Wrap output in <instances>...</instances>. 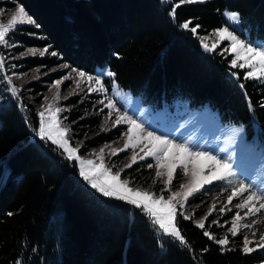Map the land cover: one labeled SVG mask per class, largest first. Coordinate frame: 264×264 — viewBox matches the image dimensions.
<instances>
[{
  "label": "trees",
  "instance_id": "obj_1",
  "mask_svg": "<svg viewBox=\"0 0 264 264\" xmlns=\"http://www.w3.org/2000/svg\"><path fill=\"white\" fill-rule=\"evenodd\" d=\"M16 4L35 23L17 27L13 50L57 53L23 59L24 69L66 63L93 73L107 67L121 88L147 104L175 98L192 107L207 104L221 121L243 124L248 136L255 121L264 137V83L245 79V69L232 68V55L219 47L202 50L198 38L223 26L228 9L239 13L248 37L264 40V0L184 3L174 18L171 4L159 0H0V7ZM186 21L199 25L196 34L180 27ZM32 85L39 93L46 89ZM77 99L70 100L72 119L94 131L97 116L85 117L86 104ZM23 102V109L19 97L0 102V264L264 263L261 249L244 254L229 244L231 250L221 251L203 231L218 239L223 230L209 223L200 229L192 218L177 216L187 247L162 239L139 209L100 196L79 176L77 162L33 138L39 117Z\"/></svg>",
  "mask_w": 264,
  "mask_h": 264
},
{
  "label": "rangeland",
  "instance_id": "obj_2",
  "mask_svg": "<svg viewBox=\"0 0 264 264\" xmlns=\"http://www.w3.org/2000/svg\"><path fill=\"white\" fill-rule=\"evenodd\" d=\"M159 2L162 5L171 4L169 13L173 6L184 4L180 2L175 3L174 0H159ZM18 5L20 4L9 8L0 7V24L6 25L8 23ZM231 12L235 11L223 10L222 15L225 24L219 28L228 26L241 39L252 41L254 45L264 46V40L247 36L242 27L240 16L239 23L234 24L228 20L226 13ZM169 16L173 18L170 14ZM24 24L33 25L27 23L15 25L6 34V42L0 43V59H3V67L0 68V102H7L10 98L19 97L22 99L21 109H23V100H25L26 104L33 105L38 113L42 110V106L51 102L53 96L59 91L60 99L56 102L55 106L62 109L59 113L61 126L69 129L67 138L73 147L79 149V155L84 159H96L94 154H98L99 150L103 148L106 165L112 167L113 172L120 171L121 179L129 180L130 187L149 190L157 195L164 191L167 197V195H170V192H167L164 188L163 181L166 177L156 178L155 160L153 158L147 157L144 160H139L138 158L135 164H131L132 149L119 152L115 156L111 155V149L123 147L126 140L124 133L127 131V125L121 124L113 127L112 120L108 118L109 109L105 107L108 103L106 96L113 99V102L116 103L117 108L121 112L127 110L129 115L138 119V122L144 123L149 131H155L157 135H166L169 139H174L176 142H187L194 148L199 147L202 150L211 151L212 154L220 158H229L233 164V170L236 176L205 185L204 188L189 197L184 207L180 209L182 215L178 216L182 218L183 215L191 216L195 225L196 221L207 216L205 225L209 223L210 226L220 227L223 230V235L218 239L227 236L229 238V244L239 248L242 247L244 235H248L251 240H259L260 233L264 232V215L257 214L255 217H245L240 221L241 225L256 220V226L252 229L241 227L240 232L236 236H232L228 229L231 227L233 218L238 211L235 208V204L240 202V198H235L232 204H228L227 202V196L230 194L231 188L240 179L264 191V137H261L255 121L253 122V131L248 136L243 124L221 121L218 113L207 104L192 107L189 105L187 99L175 98L169 104L153 106L143 102L140 95L134 94L128 89L121 88L114 80L118 86L117 91L120 93L117 96L114 95L113 85L111 83L113 77L104 78L105 87L108 90L106 94L90 92L88 90L89 87H95L96 85H89V82L85 79L77 87L76 82L80 78L73 69L82 70L70 67L66 63L52 68L36 66L24 69L26 64L22 62L23 59L51 55L48 50L44 51L47 49L46 47H26L21 51L13 50L12 47L18 45V43L12 34L17 30L18 26ZM216 29L205 34H198L200 45V38H206V42L209 45L215 42L217 38L213 33ZM229 44L230 42L224 41L219 43L217 47L226 53H230L233 59L234 53L231 52ZM201 48L205 51L202 45ZM29 49L36 50V54L25 55ZM226 49L228 50L226 51ZM41 52H44V54L41 55ZM104 70L109 69L103 67L98 68L93 73H85L96 76ZM245 71L247 72L248 69L245 68ZM50 75H53V77L47 79ZM8 77L12 80L11 85L8 84L6 79ZM57 80L62 81L58 88L53 87ZM254 80L264 83V79ZM39 82L42 86L46 87L43 93L35 91L34 88L36 86L32 85ZM12 87L17 89L16 96H13L11 93ZM74 97L78 98V103L84 102L86 104V111H84L85 117L97 116V128L94 131H90L89 128L78 124V120L72 119L73 103L70 100ZM38 98L39 100H37ZM45 98H47V101ZM101 100L104 101L103 104L100 103ZM114 118L115 113H113ZM36 130H38V127L32 131V137L39 140L35 135ZM40 142L44 144L49 143ZM135 151L139 155H143V153H140L139 147ZM128 164H131V167H125ZM148 164H153V168H148ZM189 179L190 177L182 175L181 169H177L171 191L180 190V184L187 183ZM244 195L246 196L247 194L245 193ZM213 205H215V209H213ZM222 207H226L224 212L220 211ZM244 211L246 210L241 211L242 216L244 215ZM209 212H211L210 215ZM213 221H217V223H213ZM253 231L257 233L255 237L251 235ZM250 246L255 247V244Z\"/></svg>",
  "mask_w": 264,
  "mask_h": 264
},
{
  "label": "snow or ice",
  "instance_id": "obj_3",
  "mask_svg": "<svg viewBox=\"0 0 264 264\" xmlns=\"http://www.w3.org/2000/svg\"><path fill=\"white\" fill-rule=\"evenodd\" d=\"M197 2L203 3L204 0H180V3ZM176 7H179V4L173 6L169 13L173 18L175 17ZM226 16L232 23H239L238 13H226ZM19 23H35L33 17L27 13L23 5L17 6L15 13L6 25L0 24V43L6 42V34ZM180 27L196 34L199 25L191 27V21H186ZM213 35L217 40L211 45L206 42V38H200L201 45L205 51H215L219 43L228 41L230 42V50L234 53V58L231 60V67L248 69L245 79H264V46L254 45L252 41L241 39L228 26L216 29ZM44 51H47V49ZM28 54L35 55L36 50L29 49L25 55ZM40 54L43 55L44 52ZM51 54L53 56L57 55L55 52ZM2 67L3 59H0V68ZM73 71L80 78L76 82L77 87L85 79L89 82V85H96L95 87H89L88 90L90 92L106 94L108 90L105 87L104 78L115 77V73L111 70H104L96 76L88 75L84 71L76 69H73ZM6 79L8 84L11 85V78L8 77ZM61 83L62 81L57 80L53 87L58 88ZM111 83L113 85L114 95L118 96L120 93L117 91L118 86L115 84L114 79ZM240 87L243 88V85H240ZM11 93L13 96H16L17 89L12 87ZM106 98L108 99V103L105 107L109 109L108 118L112 120L113 127L121 124L127 125V131L124 133L126 140L123 147L111 149V155L115 156L119 152L132 149L131 164H135L138 158L139 160H144L147 157L153 158L155 160L156 178L166 177L163 183L165 190L170 192V195H167V197L164 191L157 195L149 190L130 187L129 180L121 179L120 171L113 172V168L106 165L103 148L99 150L98 154H94L96 159L82 158L79 155V149L73 147L67 138L69 129L61 126L59 113L62 109L55 106L56 102L60 99L59 91L53 96L52 101L42 106V110L37 113L39 116V126L38 130L35 131V135L40 141L45 143L50 142L55 149L60 150L61 155L67 160L78 162L79 176L100 196L122 201L139 209L140 212L148 217L150 223L162 239L170 238L187 247L188 242L177 226V216L182 215L180 209L184 207L189 197L200 191L205 185H210L214 181H222L235 177L236 173L233 170L231 160L229 158H220L212 154L211 151L202 150L199 147L194 148L187 142H176L174 139H169L166 135H157L155 131H149L144 123L138 122V119L129 115L127 110L121 112L117 108L116 103L113 102V99L107 96ZM45 100L47 101V98ZM100 103L103 104L104 101L101 100ZM261 106H264V104ZM113 113H115L114 119ZM138 147L140 153H143V155H139L135 151ZM131 164L125 165V167H131ZM147 167L153 168V164H148ZM177 169H181L182 175L190 177V179L187 183L180 184V190L171 191ZM245 193L247 194L246 196L244 195ZM238 197L240 198V202L235 204V208L238 211L233 218L231 227L228 229L232 236H236L240 232L241 227L252 229L256 226V220L241 225L240 221L245 217H255L257 214L264 215V191L240 179L231 188V192L227 196L228 204H232L234 199ZM213 209H215V205H213ZM225 210L226 207L220 208L221 212ZM243 210L246 211H244V215L242 216L241 211ZM210 214L211 212H209ZM191 218V216L183 215V219L185 220ZM206 219L207 216L196 221L197 227L205 229ZM213 223H217V221H213ZM203 235L220 245L221 251L231 250L228 248L230 242L227 236L222 239H217L207 230L203 231ZM251 235L255 237L257 233L253 231ZM253 244H255V247L250 246ZM257 249H264V232L260 233L258 241L251 240L248 235H244L240 250L244 254H250ZM202 251L206 252L207 249H203Z\"/></svg>",
  "mask_w": 264,
  "mask_h": 264
}]
</instances>
